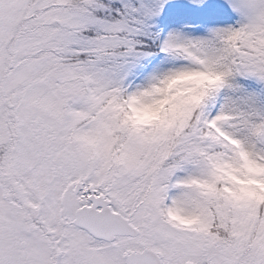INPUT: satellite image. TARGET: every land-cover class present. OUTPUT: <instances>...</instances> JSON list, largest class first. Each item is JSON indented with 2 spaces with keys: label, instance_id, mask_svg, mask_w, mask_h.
<instances>
[{
  "label": "snow or ice",
  "instance_id": "1",
  "mask_svg": "<svg viewBox=\"0 0 264 264\" xmlns=\"http://www.w3.org/2000/svg\"><path fill=\"white\" fill-rule=\"evenodd\" d=\"M0 264H264V0H0Z\"/></svg>",
  "mask_w": 264,
  "mask_h": 264
}]
</instances>
